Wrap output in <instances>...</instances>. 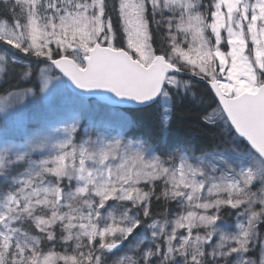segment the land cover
I'll return each mask as SVG.
<instances>
[{
	"label": "snow or ice",
	"instance_id": "6c2138e0",
	"mask_svg": "<svg viewBox=\"0 0 264 264\" xmlns=\"http://www.w3.org/2000/svg\"><path fill=\"white\" fill-rule=\"evenodd\" d=\"M0 264H264V0H0Z\"/></svg>",
	"mask_w": 264,
	"mask_h": 264
},
{
	"label": "rangeland",
	"instance_id": "374dc122",
	"mask_svg": "<svg viewBox=\"0 0 264 264\" xmlns=\"http://www.w3.org/2000/svg\"><path fill=\"white\" fill-rule=\"evenodd\" d=\"M36 111H37L36 109H30L27 114L28 115H34Z\"/></svg>",
	"mask_w": 264,
	"mask_h": 264
}]
</instances>
